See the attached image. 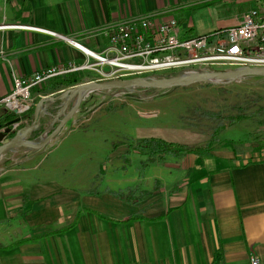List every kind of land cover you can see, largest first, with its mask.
Segmentation results:
<instances>
[{"label":"crops","instance_id":"crops-1","mask_svg":"<svg viewBox=\"0 0 264 264\" xmlns=\"http://www.w3.org/2000/svg\"><path fill=\"white\" fill-rule=\"evenodd\" d=\"M205 1L0 0V25H30L0 26V99L12 90L14 76L53 63L84 62V48L101 49L108 41V26L119 19L172 14L188 33L210 31L196 33V24L186 21L194 6ZM242 1L248 5L236 18L255 4ZM69 75L75 83L97 78L91 69ZM52 82L32 89V106L44 99L45 109H53L57 102L43 97L67 86L54 89ZM89 96L83 95L79 111ZM9 111L0 101L3 125L13 118H5ZM47 117L42 116L40 127ZM246 119L221 130L209 152L148 162L144 179L135 164L144 157L131 148L134 142L105 141L100 135L116 133L118 125L98 135L87 130L77 143L67 129L69 119L50 147L3 151L0 264H250L252 255L264 264V137L260 142L251 138L264 125L242 136L237 124ZM142 121L146 124L136 126L135 138L159 136L190 145L209 138L183 141L153 126L151 118ZM118 149L137 156L121 157L125 162L118 167ZM123 171L131 184L149 181L141 189L123 183L118 187ZM132 214L135 218L126 219Z\"/></svg>","mask_w":264,"mask_h":264},{"label":"built area","instance_id":"built-area-1","mask_svg":"<svg viewBox=\"0 0 264 264\" xmlns=\"http://www.w3.org/2000/svg\"><path fill=\"white\" fill-rule=\"evenodd\" d=\"M26 24L3 23L0 26ZM36 29H45L32 26ZM108 41L99 50L84 48L82 63H53L28 74L14 76L12 90L0 101L10 110L23 111L32 104L34 87L70 73L91 69L97 80L171 72L264 66V0L242 12L234 25L203 33H188L174 15L157 14L119 19L108 28ZM17 128V124L12 126ZM250 264H260L252 255Z\"/></svg>","mask_w":264,"mask_h":264},{"label":"rangeland","instance_id":"rangeland-1","mask_svg":"<svg viewBox=\"0 0 264 264\" xmlns=\"http://www.w3.org/2000/svg\"><path fill=\"white\" fill-rule=\"evenodd\" d=\"M247 5L248 3L242 0H206L194 6L193 14L190 18L187 17L186 21L196 24V33L234 25L237 22L235 15ZM95 75L97 76L96 73ZM89 93L86 106L80 111L78 109L70 117L71 121L67 128L76 135L74 141L77 143L84 139L82 137H85V131L93 130L92 134L98 135L100 130H107L111 125H118V131L100 134L103 140L134 142L136 126L146 124L142 121L144 117L151 118L154 123L151 125L161 128V131L169 136L174 135L183 141L200 142L208 137L211 127L216 123L215 119L204 115L202 111L211 109L226 114L236 112L239 107L247 111L256 109L264 103V76L243 75L237 80L220 78L217 81L174 86L164 90L137 86L110 88L106 91L94 89ZM261 119L264 121V116ZM257 124L256 118H247L237 124L236 132H241L240 134L245 136L246 133L243 131L252 130ZM231 128L227 127V130ZM60 135L59 131L43 147H50L49 145L56 143ZM251 136L254 141L260 142L263 140L264 130H256ZM123 150L125 149H118V167L121 161L125 162L124 159H120L121 157L137 156ZM135 164L139 167L140 176L146 178V167L149 164L142 165L138 162ZM125 172L118 173V187L123 183L141 189L149 181L146 179L145 184L136 181L131 184L132 181L126 179Z\"/></svg>","mask_w":264,"mask_h":264},{"label":"water","instance_id":"water-1","mask_svg":"<svg viewBox=\"0 0 264 264\" xmlns=\"http://www.w3.org/2000/svg\"><path fill=\"white\" fill-rule=\"evenodd\" d=\"M243 75L264 76V66H242L231 69L197 70L190 72H177L167 75H136L130 77H118L115 79L97 80L89 79L67 86L55 95H47L43 98L56 101L53 109L46 110L43 105L44 99H40L33 105L32 117H25L24 124H21V113L30 108L28 104L21 112L16 109L11 111L18 115L10 119L6 124L0 123V154L12 147L23 146L32 150L42 148L52 137H54L70 117L78 109L85 93L98 89L106 91L110 88L124 87H151L155 90H164L173 86H185L198 82L217 81L220 78L237 80ZM72 102V103H71ZM71 103V104H70ZM46 114L47 124L35 135L32 132L40 127L41 118ZM17 124L15 133L9 136L14 130L12 126Z\"/></svg>","mask_w":264,"mask_h":264},{"label":"trees","instance_id":"trees-1","mask_svg":"<svg viewBox=\"0 0 264 264\" xmlns=\"http://www.w3.org/2000/svg\"><path fill=\"white\" fill-rule=\"evenodd\" d=\"M175 73V72H171ZM169 73V74H171ZM77 79L71 75H67L64 77H59L53 79L52 87L54 89L60 88L62 86H69L75 83ZM174 87V86H173ZM58 93V92H57ZM56 94V93H55ZM203 114L208 116L209 118L215 119L216 123L211 127L209 132V138L203 144L190 145L188 143L167 140L165 138L159 136H141L137 137L134 143H131L130 146L133 150H136L137 153L142 155L144 158L141 161L142 165L147 164L150 161L155 160H163L167 156H182L190 151H206L209 152L213 146V143L218 140V134L221 130H223L226 126L234 124L238 121H241L246 118H256L257 126L262 124L264 125V121L261 119L264 116V103L257 106L256 109L247 111L239 107L234 113H226L223 114L219 110H211L204 109ZM33 113V106L31 105L29 109L24 110L21 113L22 118H25ZM17 113L9 111V113L5 116L7 117H15ZM42 127L36 129L32 135H35L41 131ZM15 133V129L9 133V136H12ZM127 189L131 190L132 187H128ZM118 195H125L122 190L116 191ZM129 197V194L126 196ZM136 215L132 214L126 217V219L135 218Z\"/></svg>","mask_w":264,"mask_h":264},{"label":"flooded vegetation","instance_id":"flooded-vegetation-1","mask_svg":"<svg viewBox=\"0 0 264 264\" xmlns=\"http://www.w3.org/2000/svg\"><path fill=\"white\" fill-rule=\"evenodd\" d=\"M41 127H44V126H41Z\"/></svg>","mask_w":264,"mask_h":264}]
</instances>
